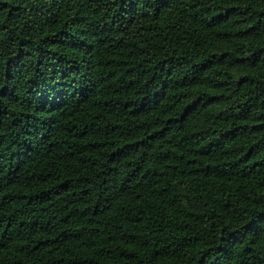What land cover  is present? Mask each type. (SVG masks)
<instances>
[{"label":"trees","instance_id":"obj_1","mask_svg":"<svg viewBox=\"0 0 264 264\" xmlns=\"http://www.w3.org/2000/svg\"><path fill=\"white\" fill-rule=\"evenodd\" d=\"M0 264H264V0H0Z\"/></svg>","mask_w":264,"mask_h":264}]
</instances>
